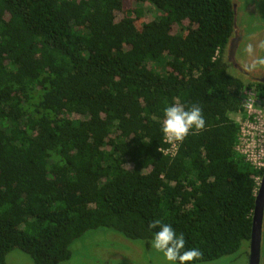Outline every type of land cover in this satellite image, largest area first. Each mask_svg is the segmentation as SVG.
Listing matches in <instances>:
<instances>
[{
	"label": "trees",
	"instance_id": "obj_1",
	"mask_svg": "<svg viewBox=\"0 0 264 264\" xmlns=\"http://www.w3.org/2000/svg\"><path fill=\"white\" fill-rule=\"evenodd\" d=\"M126 1L0 0V264L14 248L61 264L97 227L149 245L157 219L197 264L251 238L262 170L231 116L247 85L225 59L233 0ZM174 103L205 127L170 155Z\"/></svg>",
	"mask_w": 264,
	"mask_h": 264
},
{
	"label": "rangeland",
	"instance_id": "obj_2",
	"mask_svg": "<svg viewBox=\"0 0 264 264\" xmlns=\"http://www.w3.org/2000/svg\"><path fill=\"white\" fill-rule=\"evenodd\" d=\"M134 1L127 0L126 5L132 6ZM239 1V19L242 25L246 22L245 33L249 37L246 46L240 50L246 56L249 69L260 66L264 61V0ZM141 5L147 18L159 14L148 2ZM252 21L257 22L256 27ZM231 71L237 72L233 66ZM231 116L239 120L243 113H231ZM249 253L250 240H245L236 252L199 264H248ZM6 258L8 264H35L30 255L19 248L12 249ZM61 264H162V255L151 247V243L147 245L142 240L129 239L108 227H97L86 231L73 242L71 258ZM260 264H264V227Z\"/></svg>",
	"mask_w": 264,
	"mask_h": 264
},
{
	"label": "clouds",
	"instance_id": "obj_3",
	"mask_svg": "<svg viewBox=\"0 0 264 264\" xmlns=\"http://www.w3.org/2000/svg\"><path fill=\"white\" fill-rule=\"evenodd\" d=\"M204 127L205 119L199 106L186 108L174 103L164 109L161 132L164 140L170 144L182 143L191 132ZM150 226L157 229L150 243L162 255V264H197L201 252L196 248H186L183 234L177 233L171 224L157 219Z\"/></svg>",
	"mask_w": 264,
	"mask_h": 264
},
{
	"label": "built area",
	"instance_id": "obj_4",
	"mask_svg": "<svg viewBox=\"0 0 264 264\" xmlns=\"http://www.w3.org/2000/svg\"><path fill=\"white\" fill-rule=\"evenodd\" d=\"M244 111L238 120L240 135L238 150L246 155L255 169H264V97L255 89L245 87L242 91ZM162 148L165 154L175 155L181 143L166 142ZM261 174L255 175L256 185Z\"/></svg>",
	"mask_w": 264,
	"mask_h": 264
},
{
	"label": "flooded vegetation",
	"instance_id": "obj_5",
	"mask_svg": "<svg viewBox=\"0 0 264 264\" xmlns=\"http://www.w3.org/2000/svg\"><path fill=\"white\" fill-rule=\"evenodd\" d=\"M239 0H233V7L235 11V29L234 34L230 40V43L226 52V61L228 63L229 71L235 76L241 78L247 84L246 87L255 89L264 97V64L260 63V66H253L252 68H247L246 56L241 52L240 48L246 46L248 42V34H246V22L244 25L241 24V19H239ZM257 26V22L252 21ZM251 40V39H250ZM234 47V51L231 53V49ZM263 57V56H262ZM231 66H233L237 72L231 71ZM264 109V106H263ZM264 179V169L261 173V178L257 182L255 188L256 196L260 194ZM264 227V204H263V220H262V231Z\"/></svg>",
	"mask_w": 264,
	"mask_h": 264
},
{
	"label": "water",
	"instance_id": "obj_6",
	"mask_svg": "<svg viewBox=\"0 0 264 264\" xmlns=\"http://www.w3.org/2000/svg\"><path fill=\"white\" fill-rule=\"evenodd\" d=\"M234 47L231 49V53ZM264 184V179H263ZM263 204H264V185L260 194L256 196L255 208L252 217V230L250 238V253L248 264H260L261 260V242H262V220H263Z\"/></svg>",
	"mask_w": 264,
	"mask_h": 264
},
{
	"label": "crops",
	"instance_id": "obj_7",
	"mask_svg": "<svg viewBox=\"0 0 264 264\" xmlns=\"http://www.w3.org/2000/svg\"><path fill=\"white\" fill-rule=\"evenodd\" d=\"M238 120V119H237Z\"/></svg>",
	"mask_w": 264,
	"mask_h": 264
}]
</instances>
